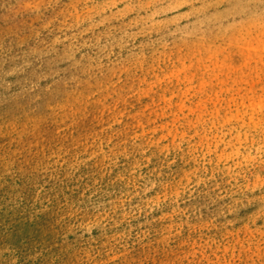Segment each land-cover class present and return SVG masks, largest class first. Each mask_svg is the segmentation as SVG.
<instances>
[{
    "label": "rangeland",
    "instance_id": "1",
    "mask_svg": "<svg viewBox=\"0 0 264 264\" xmlns=\"http://www.w3.org/2000/svg\"><path fill=\"white\" fill-rule=\"evenodd\" d=\"M0 264H264V0H0Z\"/></svg>",
    "mask_w": 264,
    "mask_h": 264
}]
</instances>
